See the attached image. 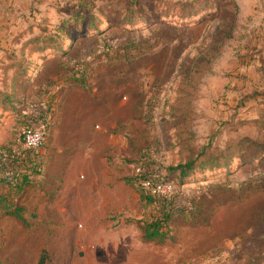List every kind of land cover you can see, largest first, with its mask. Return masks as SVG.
<instances>
[{
    "label": "rangeland",
    "instance_id": "rangeland-1",
    "mask_svg": "<svg viewBox=\"0 0 264 264\" xmlns=\"http://www.w3.org/2000/svg\"><path fill=\"white\" fill-rule=\"evenodd\" d=\"M238 1L34 0L0 20V264H264V156L244 146L182 172L204 148L264 141V111L229 94L249 28ZM35 105L56 122L16 172L9 151L23 152ZM145 150L191 209L165 242L146 237L159 209L129 180Z\"/></svg>",
    "mask_w": 264,
    "mask_h": 264
},
{
    "label": "crops",
    "instance_id": "crops-1",
    "mask_svg": "<svg viewBox=\"0 0 264 264\" xmlns=\"http://www.w3.org/2000/svg\"><path fill=\"white\" fill-rule=\"evenodd\" d=\"M33 1L34 0H0V20L12 18L14 13L19 10L29 8ZM238 3L241 8L240 17L248 21L249 28L247 29L248 35L244 39L238 41L239 50H241V54L244 55L243 58L240 57L239 59L243 61L239 66L241 67V75L236 77V85H234V88H231L229 94L231 98H244L250 101L249 104L254 102L253 108H260L261 111H264V0H242L240 2L238 1ZM3 33L4 28L0 29V35H3ZM227 51H229V55L233 56L232 49ZM231 65H235L233 61ZM84 131L89 133L90 128L83 123L79 130L80 136L76 135L74 143L87 150L91 145V139L93 140L95 136L91 135L93 138L88 136L86 142H84V135L82 136ZM85 155L88 157L93 156L89 150H87ZM107 174H109L108 176L111 175L110 172H107ZM74 178L76 180L80 179L77 175ZM119 241L121 243L123 240Z\"/></svg>",
    "mask_w": 264,
    "mask_h": 264
},
{
    "label": "built area",
    "instance_id": "built-area-1",
    "mask_svg": "<svg viewBox=\"0 0 264 264\" xmlns=\"http://www.w3.org/2000/svg\"><path fill=\"white\" fill-rule=\"evenodd\" d=\"M33 109L36 118H31L28 120V124L21 127L17 139L23 152L14 149L9 154L13 170H18L20 167V161L17 159H21L23 163L27 164L26 166L35 167L33 162H31L32 164L29 162L27 152H39L46 144L51 127L56 122L54 107L50 110L47 106H34ZM138 160L139 162L135 165L134 179L144 192L154 198L156 202L165 203L174 198L177 193L175 181L166 177L163 167L155 162L150 152L141 153Z\"/></svg>",
    "mask_w": 264,
    "mask_h": 264
},
{
    "label": "trees",
    "instance_id": "trees-1",
    "mask_svg": "<svg viewBox=\"0 0 264 264\" xmlns=\"http://www.w3.org/2000/svg\"><path fill=\"white\" fill-rule=\"evenodd\" d=\"M157 1H159V0H157ZM73 18L77 22H79V21L84 19V16H83V14H81V12H78L77 14H75L73 16ZM126 20L132 21L129 18H126ZM66 22H65V24H66ZM94 24H95V19H94V17H92L89 27H92ZM35 106H42V105H35ZM43 106H46V105H43ZM51 106H47V107L51 110V108H53ZM31 118H36L35 113H34V109H31V112L29 114L26 112H24L22 114V126L28 124V120H30ZM244 146H246L247 149H249V151L253 153L254 157L264 156V141L259 142V141L253 140L249 137H244L240 140H233V141L229 142L226 145L224 150H220L217 152L216 151L207 152V148L202 149L198 153L197 157H191L184 165H182V172L184 171V175H185L189 170H191L195 167L197 161L200 159H202V160H200V165L210 166V167L220 166V165L224 164L226 161L229 162V161L233 160V158L238 156V154L240 155L241 152L244 151V149H242V147H244ZM191 149L192 148H190V150ZM12 152H13V150H10L9 154H11ZM27 154H28V158L30 160V155L33 154V152H27ZM193 155H194V153H193ZM8 158L11 160L10 155H8ZM22 164H26V163L22 162ZM19 165H20V163H19ZM16 172H18V170H16ZM167 178H169V177L167 176ZM25 179L27 180L28 177L26 176ZM129 180H132L134 183H136L134 178H129ZM176 196L174 198H172L171 200H169L165 203H162V202H158V201L156 202V200L154 198H152L151 196H148L147 194L145 195V197L150 198L151 202L154 200L156 207L159 209V216L155 220H153L152 222H149L148 224H146V226L144 227L145 235L148 239L156 240V241H160V242H165L167 240L168 233L165 232L163 229L171 223V220L177 214H180V213L186 214V212L191 211L190 207H186V208L182 209V206H179V204H178V202H179L178 198L179 197H176ZM11 214L13 216H15L16 218L21 219L22 221L23 220L25 221V218H23L19 209L12 212ZM47 262H48L47 253H42L37 264H47Z\"/></svg>",
    "mask_w": 264,
    "mask_h": 264
}]
</instances>
